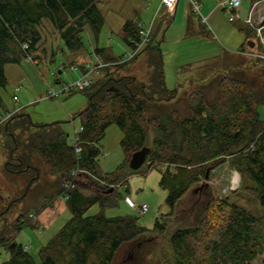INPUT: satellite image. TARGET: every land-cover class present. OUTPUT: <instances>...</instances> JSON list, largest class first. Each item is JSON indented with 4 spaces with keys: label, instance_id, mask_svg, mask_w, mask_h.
<instances>
[{
    "label": "trees",
    "instance_id": "1",
    "mask_svg": "<svg viewBox=\"0 0 264 264\" xmlns=\"http://www.w3.org/2000/svg\"><path fill=\"white\" fill-rule=\"evenodd\" d=\"M256 1L259 0H251ZM45 23L56 40L58 35L72 51L82 46L81 33L86 27L97 39L104 19L96 0H0V88L7 83L6 64H19L26 53L39 58L35 52L42 45ZM243 31L255 35L247 25ZM118 36L126 46L133 47L138 38L136 21L126 20ZM24 42L28 43L25 50ZM258 48L263 51L259 42ZM145 50L151 66L149 84L136 82L135 75L122 72L137 54L133 59L101 68L92 83L81 89L87 104L73 116L83 126L80 168L107 183L126 187L130 174L146 175L160 163L174 164L175 171H162L159 181L167 191L171 215L177 199L193 183L204 179L206 174L209 177L224 162L229 163L253 181L262 214L255 216L227 197L213 195L196 227L180 228L170 236L169 264H264V119L258 110L264 104V60H250L252 65L259 66L253 71L236 66L221 74L212 97L202 90L189 93L185 99L186 112L182 113L173 99L176 90L168 88L165 82L159 41L154 45L150 40ZM93 54L104 62L121 58L107 55L105 48L97 45ZM149 85L153 86L150 92ZM19 115L22 114L13 113L9 120ZM59 123L35 124L47 129L32 143L48 172L56 177L59 184L56 194L61 193L76 167L74 150ZM111 125L122 132L119 143L123 159L113 170L102 172L97 160L101 153L99 143ZM144 146L149 147L144 164L130 169L131 154ZM11 159L17 163L7 161L4 165L10 172L35 168L24 157L11 155ZM13 164L18 168L11 167ZM78 179L80 184L75 182L65 198L71 215L40 247L39 262L14 239L25 225V215L16 214L15 230L6 231L1 224L11 203L25 192L9 203L0 194V246L9 252L3 264H110L121 245L145 233L135 215L104 213L105 208L117 204V186L110 190L94 180H83L82 175ZM85 187L90 193L83 192ZM95 204L99 211L87 214ZM154 228L162 231L164 223L156 221ZM260 255L263 257L258 260Z\"/></svg>",
    "mask_w": 264,
    "mask_h": 264
},
{
    "label": "rangeland",
    "instance_id": "2",
    "mask_svg": "<svg viewBox=\"0 0 264 264\" xmlns=\"http://www.w3.org/2000/svg\"><path fill=\"white\" fill-rule=\"evenodd\" d=\"M225 1L210 0L213 4ZM159 3L160 0H96V5L104 19L97 39H94L89 28L86 27L81 33L82 46L71 51L64 46L58 35L56 40L55 33L49 28V24L45 23V28L42 30L44 34L42 45L37 53L35 52L39 58L32 55L37 60V64L23 57L19 64L5 65L7 83L5 88H0L2 97L0 103V194L5 197V201L8 203L10 199L17 198L24 192L25 195L11 203L8 211L2 217L1 224L5 226L6 231L15 230L14 217L17 213L25 215V225L14 239L17 244L26 249V252L36 262H39L40 247L58 232L71 214L66 205V199L56 197L59 194H56L59 186L56 177L48 172L46 165L32 147L34 140L39 138L43 130L47 129V127L41 128L35 124L59 121L60 128L68 133L71 131L72 125L76 127L80 125L79 118H73V116L87 104V97L81 90L61 93L58 98L45 97L46 91L49 88L60 90L63 83H70L82 74V67L84 69L92 68L97 61L93 54L95 45L112 49L123 61L127 60L126 52H129L130 47L126 46L118 36V30L126 20H140L145 25L151 23L150 40L154 45L159 41L165 82L168 88L176 90L173 99H176V105L182 113H185L184 100L189 93L202 90L212 97L215 93V82L221 74L227 71L226 62L222 60L219 63L217 60L213 69L212 67L205 69L208 74L212 69L213 72L210 75L207 73L203 75L202 72L196 74L198 75L196 77L187 63L191 60L189 58L195 54L204 55L207 52L214 55L215 48L221 49V44L224 45L222 38L215 34V30L212 31L214 39H206L204 27L210 30L213 27V19L216 27L223 32L234 28L239 22L229 21V14L225 10L222 11L220 7L212 17L202 21L200 16L197 17L198 14L191 15L189 0H182L183 8L177 18L167 17L164 19L163 11L158 9ZM251 5V0H241L240 8L247 12ZM256 9L260 14H264V0L256 5ZM188 17L189 23L188 27L185 24V33L178 40L171 41L174 38L173 35L180 31L179 26H183ZM171 19L172 22H170ZM168 24L170 26L166 30ZM145 47L137 58L131 60L123 68L122 72L135 75L136 82L149 84L151 66L146 61L147 50ZM169 47H174L173 51L169 52ZM237 52L241 54L239 51ZM248 52L262 53L257 49ZM151 53L154 54V51L151 50ZM242 54H245L246 57L241 55L243 60L237 59L242 63V67L245 66L250 69L249 71L259 68L250 62L255 57L246 52ZM70 66L75 69L71 70ZM97 75L98 73L94 75V78ZM15 87L19 88L18 92L14 91ZM152 87L149 85V92L153 90ZM13 94L17 95V102L13 100ZM16 108H20L16 112H20L22 115L10 120L12 115L3 118L4 114ZM258 110L260 117L264 119V104L260 105ZM121 137V130L117 126L111 125L100 140L101 153L97 158L98 164L112 163L108 168L106 167L108 171L113 170L123 159L119 143ZM11 155L24 157V160L35 168H29L20 173L6 170L5 162L17 163L16 159H11ZM13 165L11 167L18 168L15 164ZM100 169L104 170L101 167ZM161 174L162 170L159 167L148 171L146 175L130 174L126 181L127 189L125 186L116 187L117 204L105 208L104 213L108 216L135 215L138 225L145 228V233L141 236L144 240L140 242L138 248L134 249V253L130 249L128 250L127 244H123L115 252L110 264H169V261L172 260L168 240L169 233L172 231L170 230V215H168L170 209L166 202L167 191L159 184ZM82 179L86 180L84 177ZM207 182L213 195L221 198L227 197L228 200L245 207L255 216L262 214L263 207L259 202L258 192L253 181L245 173L237 172L229 163L224 162L214 168L207 178ZM202 187L205 189V185H201L200 188ZM125 197H129L136 205L146 204L149 210L141 214L136 207H131L125 202ZM98 211L99 206L95 204L87 211V214ZM188 213L190 214L187 211L183 216V222L191 221V215ZM33 214L37 216L35 219L32 218ZM156 221L164 223L162 231L154 228ZM179 222V220H175L173 226H178ZM130 254L132 256L127 259ZM262 257L263 255H260L258 260ZM8 258V250L5 247H0V264H3Z\"/></svg>",
    "mask_w": 264,
    "mask_h": 264
},
{
    "label": "built area",
    "instance_id": "3",
    "mask_svg": "<svg viewBox=\"0 0 264 264\" xmlns=\"http://www.w3.org/2000/svg\"><path fill=\"white\" fill-rule=\"evenodd\" d=\"M256 1L254 3H252V5L250 6V8L247 11V15L246 17L243 19L244 23L249 26L251 29H253L255 31V35L259 41V43L262 45L263 47V51L262 53H249L248 51H245L243 49H240L239 52L240 53H247L255 58H260L262 60H264V33H262V31H264V14H260V12L256 9V5L260 2ZM178 0H160L159 3V7H164L167 11L172 12L177 4ZM241 4V0H227L224 4H223V9L229 14V20H235L237 19V15H236V10L238 9V7ZM191 5H192V9L195 13H197L200 18L202 19V21L206 20V16H204L201 13V5L198 2H195L193 0H191ZM259 18V19H258ZM263 18V19H262ZM258 19V20H257ZM136 26H137V35L138 38L135 41V44L133 47L130 48L129 52H126V54H128V59H133L137 54H139V52L149 43L150 41V35H151V23L145 25L143 22H141L140 20L136 21ZM28 47V43L24 42L22 44V49H26ZM25 58L28 61L33 62L34 64H37V60L32 56L31 53H26ZM97 61L94 63V65L92 66V68L87 69L82 72V74L76 78L75 80L71 81L70 83H63L62 84V88L60 90H54L52 88H49L46 91V96L45 97H50V98H58L59 94L64 93V92H71L74 90H81L85 87H88L92 81L94 80V75L100 72V69L105 67V66H109V65H113L115 63H121L127 60H122L121 58L117 61H111V62H104L102 61L100 58L96 57ZM71 70H74L75 67L70 66ZM14 91H19L18 87H15ZM13 100L14 102L18 101V97L17 95L13 94ZM20 108H16L10 112H7L6 114H4L3 118L9 117L11 116L13 113H15L16 111H18ZM83 131V126L79 125V126H74L72 125V129L70 132H68L67 137H68V143L69 145L72 146L74 153H75V160H76V167L74 168V170L72 171V175L71 178L69 180H67L64 185H63V189L60 193V195L64 198H67V194L68 191L75 185V180L77 179V177L83 175L88 179H92L96 182H98L99 184L106 186V187H113V186H120L119 184H110L105 182L103 179H101L100 177H98L96 174H94L91 171L85 170L80 168L79 166V159H80V153L82 150L81 147V132ZM158 167L162 170V171H175V165L171 164V163H167V162H163L158 164ZM125 201L127 202V204L131 207H136L138 209V211L143 214L146 213L149 208L146 204H141V205H136L133 203V201L129 198V197H125ZM34 214L32 215V218H34Z\"/></svg>",
    "mask_w": 264,
    "mask_h": 264
},
{
    "label": "crops",
    "instance_id": "4",
    "mask_svg": "<svg viewBox=\"0 0 264 264\" xmlns=\"http://www.w3.org/2000/svg\"><path fill=\"white\" fill-rule=\"evenodd\" d=\"M193 1L198 2L201 5L202 14L205 15L206 18H208V17H212V15H214L215 11L217 9H219V7H220V9L222 11H224L223 4L227 0L225 2H221L219 4H213L212 2H210V0H193ZM181 4H182V0H178L177 4H176V6H175V8H174V10L172 12L167 11L164 7H159L158 6V9H159V11H161V10L163 11V13L165 15L164 19H166L167 17H171L172 19H174V18L178 17V15L180 14V12H181V10L183 8ZM189 4H190V13H191V15L197 14L192 9L191 0H189ZM212 4L216 5V6H213ZM235 13L237 15V19H235V20L238 21L239 23H238V25H236L234 28L230 29L227 32H223V30L218 29L216 27V25L214 24V19L212 20V24H213L212 26L213 27L210 30L208 28L204 27L205 31L206 32L208 31V34L206 35V39L213 40L214 38L212 37V31L215 30V32H216L215 34H218V36H220L222 38V40H223L222 42H223L224 45L221 44V46H220L221 49L215 48L216 52H215L214 55L211 54V53L205 52L204 55H200V54L196 55L195 54L193 57L189 58L191 60H189V62L187 64H188V66H190V68L193 71V74L196 77L198 76L196 74H199V73H202V72H203V75H205L206 73H207V75H210L213 72L212 69L214 68L215 63L217 62V60H219V63H221L222 60H224L226 62V70L234 69L237 65L241 66L242 63L238 62L237 59H240V61H242L243 60L242 56L244 55L246 57V55L242 54V53L239 54L237 51H239L240 49H243L245 51H256V49L257 50L259 49L258 48V39H257L256 35L252 34V35L249 36L243 31V28L246 26V24L244 23L243 19L246 17L247 12L243 8H240V6H239ZM188 16H189V14H188ZM197 17H199V15ZM183 18H185V17H183ZM172 19H171L170 22H172ZM135 21H137V20H135ZM154 21H153V23H154ZM229 21H231V20H229ZM232 21H234V20H232ZM188 23H189V17L186 19V22L184 21V25L183 26L182 25L179 26L180 31L177 32L175 35H173L174 38L171 41L178 40L182 36V34L185 33L184 32V27H185V24L187 25L186 27H188ZM170 24L167 25L166 30L169 28ZM186 27H185V29H186ZM184 37H185V35H184ZM103 48H105V53H107V55L117 56V54H115L112 49H109V48L104 47V46H103ZM169 48H170L169 52L173 51L172 49H174V47H169ZM81 60L83 61L84 59H81ZM211 64H214V65L211 66ZM211 67H212V69H211V71L208 74V71H205V69L207 70L208 68H211ZM187 68H189V67H187ZM215 89H216V84H215ZM184 103H185V100H184ZM184 107H185V112H186V105H184ZM120 148H121V146H120ZM122 154H123V151H122ZM110 164H112V163H107V165H103V163L101 165L99 164L100 167L102 169H104L102 172H108L106 167L108 168V166H110ZM82 177H84L86 180H92V179L86 178L83 175H82ZM78 178L79 177H77V179L75 180L76 184H80ZM90 185H92V183H90ZM82 190L85 193H90V191H89V189L87 187L82 188ZM56 197H62V196L59 193L58 196H56ZM34 216L35 217L33 219H35L37 217L35 214H34ZM0 247H4V246H0Z\"/></svg>",
    "mask_w": 264,
    "mask_h": 264
},
{
    "label": "water",
    "instance_id": "5",
    "mask_svg": "<svg viewBox=\"0 0 264 264\" xmlns=\"http://www.w3.org/2000/svg\"><path fill=\"white\" fill-rule=\"evenodd\" d=\"M149 151V147L144 146L139 150H136L133 152L130 156L128 166L130 169L136 170L138 169L146 159V155ZM208 174L205 175L204 179L193 183L186 191L185 193L177 199L174 207H173V212L170 215V223L171 227L170 230H172L169 234V241H170V236L178 229L180 228H185V227H196L201 219L202 214L204 213L208 201L211 199L213 196V192L210 191V187L208 186L207 182ZM201 185H205L204 187L200 188ZM209 187V188H208ZM200 188V190H199ZM110 190H112V187H110ZM206 197V199H205ZM205 199V200H204ZM190 206V207H189ZM189 207V208H188ZM186 210V211H185ZM187 211L190 212L189 215L191 218V221L189 223L183 222L185 214ZM183 218V220H182ZM181 219V220H180ZM175 220H179V225L173 226L175 223ZM169 230V231H170ZM144 234V233H143ZM139 235L136 238L127 241L125 244L128 245V250L130 249L134 253V249L138 248L137 246L140 245V242L144 240L141 238L143 235ZM14 246V243L11 244V247ZM132 255L130 254L128 258H130Z\"/></svg>",
    "mask_w": 264,
    "mask_h": 264
},
{
    "label": "bare ground",
    "instance_id": "6",
    "mask_svg": "<svg viewBox=\"0 0 264 264\" xmlns=\"http://www.w3.org/2000/svg\"><path fill=\"white\" fill-rule=\"evenodd\" d=\"M125 244V243H124Z\"/></svg>",
    "mask_w": 264,
    "mask_h": 264
}]
</instances>
